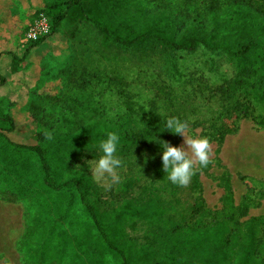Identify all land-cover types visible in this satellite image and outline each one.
Segmentation results:
<instances>
[{
    "label": "rangeland",
    "instance_id": "1",
    "mask_svg": "<svg viewBox=\"0 0 264 264\" xmlns=\"http://www.w3.org/2000/svg\"><path fill=\"white\" fill-rule=\"evenodd\" d=\"M26 1L0 0V50H10L18 56L31 44L24 43L23 38L38 16L34 15V10L43 2L50 4L57 0H31L33 6L37 7H32L30 12L24 8ZM61 1L65 0H58ZM129 5L135 9L138 6L146 8L151 14L148 19L168 30L182 31L199 22L208 24V29L215 27L218 33L226 34L235 28H244L245 33L255 31L261 20V13L257 8L264 5V0H129ZM236 16L239 18H234ZM61 30L59 28L56 33L46 36L35 45L27 53L29 61H11L13 67L19 69L13 80L17 85L21 82L22 88L18 91L16 87L13 88L14 96L11 95L10 107L18 124L23 126L20 130H27L28 114L23 111L22 102L37 81L43 82V88L39 91L53 93L57 91L59 81L51 80V74L56 70L66 69L67 77L76 82L72 91H78L77 86L80 87L81 82L90 85L89 89L84 86L87 93L82 96L83 130L75 135L70 134L73 119L65 111L54 108L55 127L49 131L43 145L49 152L47 159L56 180L61 178L69 161L77 160V166L92 178L97 188V196L101 200L100 210H109L123 200L120 194L123 181L139 178L137 184L145 183L148 180L147 174H155V164L162 165L161 149L156 145V139H152L150 146L145 149L147 166L140 160L141 156L138 157L139 163L125 159L123 166L116 169L118 181L114 182L107 174L98 178L94 168L102 153L97 144L107 133L116 132L122 140L138 132L146 126L145 112L155 116L157 121H162V105L169 107V98L176 104L171 110L172 116L189 124L185 130L186 136H205L217 132L216 127H212L211 120L201 112L207 110V107L202 105L197 112V71L200 72L203 66L200 64V59L204 56L202 52L184 55L178 60V71H164L165 66H159L152 56L106 57L89 41L65 39L62 35L64 31ZM214 57L220 71L229 76L233 74V66L224 56L220 54ZM207 74L206 70L208 80L220 82L217 74ZM168 81H172V88L164 85ZM79 90L82 91L81 88ZM121 90L124 91V96L120 94ZM158 90L170 93V97L162 96L166 103L163 104L158 96ZM5 92L7 89L0 88L2 113L8 111ZM125 102L128 108L125 107ZM207 102L211 108L219 107L212 98ZM164 113L169 114V110ZM91 127L97 129L92 132L94 137L92 136L91 143L85 144L82 141L84 130H90ZM240 129L251 139L264 138V129L250 119L240 120L237 131ZM23 134L24 132H18L9 137L23 141ZM174 135L176 146L183 145L184 137ZM223 140H210L211 163L207 168L200 169L197 165L202 185L201 195L205 206L212 210L211 216L192 215L190 208L197 200V192L192 188L191 181L186 187L175 185L177 191L171 195V182L167 179L163 181L159 176L160 179L154 177L156 185L163 186L160 196L164 200L176 196L180 203L168 212L165 216L166 225L160 228H153L141 221L124 222L126 236L134 247L148 245L155 260L174 238L173 224L184 225L188 231L196 234L205 229L215 233L219 229H230L237 238L224 244L218 257L222 264L234 263L237 253L247 246L246 221L256 218L252 224L255 232L253 248L264 252V240L261 237L264 233V178L231 176L219 157ZM117 156L122 160L118 152ZM137 190V187L132 188L127 197L134 196ZM228 192L231 193L230 198H227ZM0 200L3 202L0 205L2 209L13 206L18 212L23 209L25 211L24 231L13 244L24 264H122L119 255L104 243L88 212L81 205L74 187L51 191L44 184L35 156L9 147L4 140H0ZM206 223L208 226L204 227ZM187 230L182 231L180 240H185L188 236Z\"/></svg>",
    "mask_w": 264,
    "mask_h": 264
},
{
    "label": "trees",
    "instance_id": "2",
    "mask_svg": "<svg viewBox=\"0 0 264 264\" xmlns=\"http://www.w3.org/2000/svg\"><path fill=\"white\" fill-rule=\"evenodd\" d=\"M25 5L28 12L32 10V7H37L33 6L31 0H27ZM257 11L264 15V5L259 6ZM39 13L50 15V34L31 42L20 56L10 50H0V88L7 89L5 95L8 100V111L0 112V140H4L9 147L21 149L35 156L44 184L51 191L74 187L81 205L88 212L104 243L119 255L122 264H222L218 252L222 250L224 244L237 238L230 229H219L217 233L205 229L196 234L188 231L184 225L173 224L171 226L175 236L155 260L148 245L134 247L126 236L124 222L141 221L153 228H160L166 225L165 216L168 212L180 203L176 196L168 200L160 196L159 192L163 191V186H157L154 177L159 176L163 181L167 177L159 163L155 164L156 175L145 173L148 176L147 182L137 184L139 178H128L125 182L123 181L120 186L123 200L111 206L109 210H100L101 200L100 196H97V188L92 178L77 166V160L69 161L61 178L56 180L47 159L49 152L43 145L49 131L55 127L54 108L65 111L73 119L70 134L75 135L83 130L82 96L87 93V90L84 91V86L89 89L90 85L81 82L80 87L77 86L78 91H72V86L76 85V82L67 77L66 69L56 70L51 74V80L59 81L57 91L53 93L39 91L43 88V82L37 81L22 102L24 103L23 111L28 114L26 116L28 129L20 130L23 126L18 124L11 111L10 99L14 96L13 88L16 87L18 91L22 88V84L19 82L17 85L13 80L15 74L19 73V69L16 70L11 61L28 60L27 53L31 52L33 47L46 36L56 33L59 28L62 29L61 32L64 31L62 35L65 39L78 42L81 39L89 41L106 57L152 56L156 58L159 66H165L164 71L176 72L178 60L184 55L196 51L202 52L204 56L200 59V64L203 66L200 72L197 71V112L202 105L207 107V110L201 112L207 115L206 118L211 120L212 127H216L217 132L205 136L210 140L222 141L226 135L238 130V122L242 119H250L264 129V16L260 14L262 22L260 20L257 23L255 31L245 33L244 28H235L229 33L222 34L218 33L215 27L208 29V24L199 22L182 31L168 30L151 22L148 19L151 18V14L146 8L140 6L137 9L130 8L129 0H65L61 2L57 0L50 4L43 2L38 9L34 10V15ZM234 18L238 19L239 16ZM242 26L243 23L240 24V27ZM220 54L233 66L232 75H226L219 70L218 64H215L214 56ZM206 70L208 74H217L220 82L208 80L205 76ZM164 85L172 88L173 84L172 81H168ZM120 94L124 96V91L121 90ZM157 94L163 104L166 102L162 96L170 97L169 92L163 93L158 90ZM210 98L218 103V108L207 105ZM169 101L171 102L169 107L162 105L164 106L162 121H157L155 116L145 112V128L121 140L118 153L122 161L134 160L139 163L138 157L141 156L140 160L147 166V150L145 149L150 146L152 139H156L157 142L164 140L176 146L175 135L164 130L165 121L173 117L171 110L176 105L171 98ZM125 107L128 108L127 102ZM168 110L169 114H165L164 111ZM197 120L200 119L197 118ZM89 129L84 130L83 133L82 141L85 144L91 143L92 136L94 137L92 132L97 128ZM18 132H24L23 141L9 137ZM156 145L161 149L159 144L156 143ZM144 168L147 169V167ZM191 184L197 192V200L190 208L192 215L206 214L210 217L212 210L205 206L198 172L192 177ZM134 187H137L138 192L134 196L127 197ZM169 187L171 195H174L177 187L172 183ZM230 195L231 193L228 192L227 198H230ZM256 220V218H250L246 221L247 246L237 253L236 263L229 264H264V252H258L253 248L252 243L255 235L252 224ZM207 226L206 223L204 227ZM183 230H187L188 236L185 240H180ZM228 235H230L229 238ZM261 237L264 240V233Z\"/></svg>",
    "mask_w": 264,
    "mask_h": 264
},
{
    "label": "clouds",
    "instance_id": "3",
    "mask_svg": "<svg viewBox=\"0 0 264 264\" xmlns=\"http://www.w3.org/2000/svg\"><path fill=\"white\" fill-rule=\"evenodd\" d=\"M188 126L187 121L177 117H171L165 121L164 130L182 135L183 145L174 146L164 140L160 142L155 140L162 149V167L167 180L179 187H186L190 183L198 171L197 165L203 169L211 163L210 139L207 136H186L185 130ZM120 143L121 138L116 132H109L105 138L99 140L97 148L102 155L96 160L94 168V173L98 178L107 174L114 182L119 180L116 169L123 166V161L117 156Z\"/></svg>",
    "mask_w": 264,
    "mask_h": 264
},
{
    "label": "crops",
    "instance_id": "4",
    "mask_svg": "<svg viewBox=\"0 0 264 264\" xmlns=\"http://www.w3.org/2000/svg\"><path fill=\"white\" fill-rule=\"evenodd\" d=\"M25 6L24 4L27 9ZM219 157L231 176L264 178V138L251 139L241 129L237 133L228 134L221 144ZM1 203L3 202L0 200V205ZM24 213V209L18 212L13 206L6 209L0 206V233L3 232L0 234V264H24L23 258L13 245L24 231Z\"/></svg>",
    "mask_w": 264,
    "mask_h": 264
},
{
    "label": "built area",
    "instance_id": "5",
    "mask_svg": "<svg viewBox=\"0 0 264 264\" xmlns=\"http://www.w3.org/2000/svg\"><path fill=\"white\" fill-rule=\"evenodd\" d=\"M51 30L50 19L44 13L38 14L23 38L24 43H31L47 35Z\"/></svg>",
    "mask_w": 264,
    "mask_h": 264
}]
</instances>
